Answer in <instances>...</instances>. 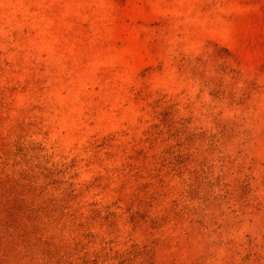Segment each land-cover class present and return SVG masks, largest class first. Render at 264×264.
I'll use <instances>...</instances> for the list:
<instances>
[{
    "label": "rangeland",
    "instance_id": "obj_1",
    "mask_svg": "<svg viewBox=\"0 0 264 264\" xmlns=\"http://www.w3.org/2000/svg\"><path fill=\"white\" fill-rule=\"evenodd\" d=\"M0 264H264V0H0Z\"/></svg>",
    "mask_w": 264,
    "mask_h": 264
}]
</instances>
